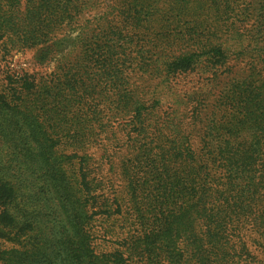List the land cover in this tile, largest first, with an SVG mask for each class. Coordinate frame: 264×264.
Wrapping results in <instances>:
<instances>
[{"label":"trees","instance_id":"trees-1","mask_svg":"<svg viewBox=\"0 0 264 264\" xmlns=\"http://www.w3.org/2000/svg\"><path fill=\"white\" fill-rule=\"evenodd\" d=\"M90 1L33 0L22 9L13 4L5 7L0 0V44L8 37L17 45L26 41L39 46L36 60L43 65L66 47L64 39L50 38L55 16L73 19V13L91 10L100 2ZM127 1L110 0L98 21L114 17L119 10L140 23L138 14L144 8L137 12ZM147 1L150 12L145 17L159 16L149 30L162 32H167L175 18L170 13L187 4L185 0H164L169 7L163 9L157 7L163 0ZM247 19L254 28L255 13ZM259 21L264 36V17ZM127 28L122 23L115 32L133 36ZM183 33L191 36L188 29ZM71 43L74 47L75 42ZM204 47L181 52L162 67L167 73L187 72L205 54L199 53ZM221 48L210 46L226 57ZM108 61L99 62L101 69L117 67L116 59ZM60 86L22 77L0 92V139L4 146L9 145L7 154H0V240L21 247H0V264H264L259 253L253 252L258 246L264 254L261 71L250 82V97L258 107L250 143L219 150L207 146L200 154L189 134L180 136L174 146L152 147L145 143L148 132L142 126L130 158L120 161L125 180L120 192L106 181L111 154L104 146L92 152L96 140L88 139L92 131L105 134L108 142L118 141L113 121H101L99 131L94 128L98 121L87 112L93 107L78 101L83 95L93 97L91 86L72 78ZM73 92L79 98L73 100ZM125 109L127 106L118 103L117 110ZM141 117L138 109L137 124L142 125ZM210 164L225 170L226 182L208 173ZM39 189L44 196L41 201Z\"/></svg>","mask_w":264,"mask_h":264},{"label":"rangeland","instance_id":"rangeland-1","mask_svg":"<svg viewBox=\"0 0 264 264\" xmlns=\"http://www.w3.org/2000/svg\"><path fill=\"white\" fill-rule=\"evenodd\" d=\"M1 1L5 7L13 4L24 9L33 0ZM145 1H127L131 3L129 7L137 12L144 8L142 14H138L140 23L128 19L119 10L114 17L98 21L106 13L110 0H100L91 10L73 13V19L56 15L57 23L52 26L50 38L64 39L66 47L63 48L64 53L57 51L43 65L36 60L39 46L32 47L26 41L17 45L8 37L0 44V92L9 88L12 80L22 77L57 87L72 78L91 86L93 97L89 99L83 95L78 101L93 107L87 112L88 117L98 121L94 128L101 121H113L118 141L108 142L104 139L105 134L92 131L88 139L96 140L92 152L104 146L111 154L106 181L118 192L125 184L121 162L130 158L131 146L142 126L148 132L145 143L152 147L167 143L173 145L180 136L189 134L200 154L206 151L207 146L210 150H219L250 143L253 122L258 116V107L253 106L250 97V82L258 70L264 75V36L259 21L264 17V0H185L187 4L182 5L181 10L170 13L175 18L170 17L167 32L149 30L155 26L151 23L159 16L150 14L145 17L150 12L146 4L153 8L152 2L145 4ZM90 2L80 0L83 4ZM157 7L166 9L169 4L163 0ZM253 12L257 20L254 28L246 20ZM122 23L126 28L129 26L127 29L133 36L116 34L115 30ZM184 29H188L190 37L180 34ZM71 42H75L74 47ZM211 45L222 46L226 57L212 51ZM201 46L205 47L199 53L205 54L197 58L187 72L167 73V69L162 67L169 58ZM126 55L128 59L125 61ZM109 58L117 60V67L101 69L99 62ZM256 80L262 81L260 77ZM76 97L79 98V93L73 92L72 99ZM118 103L127 109L117 110ZM138 109L142 113V125L137 124L134 118ZM1 141L0 154H7L9 145L4 146ZM207 169L216 180L226 182L223 168L210 164ZM37 184L41 188L42 182ZM107 188H110L108 184ZM38 193V201H41L44 198L42 189ZM22 201L25 198L19 200L20 203ZM0 247L21 249L16 243L5 240H0ZM258 249L257 246L253 252L264 259V254Z\"/></svg>","mask_w":264,"mask_h":264}]
</instances>
